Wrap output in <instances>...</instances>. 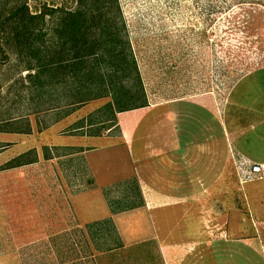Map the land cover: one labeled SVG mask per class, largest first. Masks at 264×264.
I'll use <instances>...</instances> for the list:
<instances>
[{
    "label": "rangeland",
    "instance_id": "374dc122",
    "mask_svg": "<svg viewBox=\"0 0 264 264\" xmlns=\"http://www.w3.org/2000/svg\"><path fill=\"white\" fill-rule=\"evenodd\" d=\"M118 2L147 106L214 94L221 101L222 117L235 124L238 150L246 143L254 157L247 159L233 150L234 167L226 175L234 184L222 186L220 200L210 197L204 202V247L199 251L204 259L199 264H264V179L246 177L250 165L264 160V0ZM29 5L32 11L50 13L40 34L44 46L52 36L58 39L56 23L62 11L70 10L74 18L81 16L79 31L87 39L85 46L103 51L92 47L101 37L100 27L92 21L97 6L78 0H29ZM25 74L18 60L0 48V264H158L156 249L149 245L109 249L104 254L86 247V241L91 247L106 241L109 246L116 244L107 226L106 232L81 227L72 234L53 236L52 170H48L47 192L43 168L31 162L38 147L47 135L65 133L79 119L97 122L94 129L101 120L104 127L112 128L116 119L109 120L110 97H105L86 102L67 121L41 129L67 108L34 113L29 100L34 92L30 94ZM63 87L58 91H66ZM63 98L54 104H63ZM72 240L76 248H68ZM58 245L65 247L59 250Z\"/></svg>",
    "mask_w": 264,
    "mask_h": 264
},
{
    "label": "crops",
    "instance_id": "0c3cea01",
    "mask_svg": "<svg viewBox=\"0 0 264 264\" xmlns=\"http://www.w3.org/2000/svg\"><path fill=\"white\" fill-rule=\"evenodd\" d=\"M84 104L64 109L41 129L67 121ZM221 108L214 94L196 95L117 112L112 128L101 120L94 129L97 122L82 118L65 133L47 135L31 162L43 168L47 192L52 170L53 236L107 226L116 244L91 247L86 241V247L104 254L149 245L158 264H199L204 202L220 200L222 186L234 184L226 175L234 167L233 150L254 159L246 143L238 150L235 124L222 117ZM68 245L77 247L73 240Z\"/></svg>",
    "mask_w": 264,
    "mask_h": 264
},
{
    "label": "trees",
    "instance_id": "16d2710c",
    "mask_svg": "<svg viewBox=\"0 0 264 264\" xmlns=\"http://www.w3.org/2000/svg\"><path fill=\"white\" fill-rule=\"evenodd\" d=\"M78 1L99 9L92 21L100 27L101 37L93 41L92 47H102L101 53L85 46L87 39L79 31L81 16L74 18L73 11H62L55 27L59 40H53L52 36L44 46L40 34L50 13L30 10L29 0H0V48L12 54L21 70L26 71L30 94L34 92L29 98L34 113L53 111L62 105L69 112L68 108L72 111L88 101L110 97L106 106L112 115L109 120L113 121L117 112L147 106L143 80L118 0ZM58 47L61 51H57ZM59 86L66 91H58ZM60 97H64L65 104L58 106L54 101ZM47 103L48 107H42Z\"/></svg>",
    "mask_w": 264,
    "mask_h": 264
},
{
    "label": "built area",
    "instance_id": "2783aa9c",
    "mask_svg": "<svg viewBox=\"0 0 264 264\" xmlns=\"http://www.w3.org/2000/svg\"><path fill=\"white\" fill-rule=\"evenodd\" d=\"M248 180L264 178V165L252 164L246 172Z\"/></svg>",
    "mask_w": 264,
    "mask_h": 264
}]
</instances>
